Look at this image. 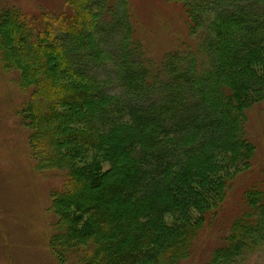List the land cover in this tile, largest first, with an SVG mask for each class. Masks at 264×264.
<instances>
[{
    "label": "trees",
    "instance_id": "trees-1",
    "mask_svg": "<svg viewBox=\"0 0 264 264\" xmlns=\"http://www.w3.org/2000/svg\"><path fill=\"white\" fill-rule=\"evenodd\" d=\"M170 1L199 39L158 59L131 0L0 13L14 42L2 48L6 68L34 86L23 109L34 157L66 172L52 192L60 259L177 264L254 166L248 122L264 100V0ZM241 199L203 264H245L264 248V182Z\"/></svg>",
    "mask_w": 264,
    "mask_h": 264
},
{
    "label": "rangeland",
    "instance_id": "rangeland-1",
    "mask_svg": "<svg viewBox=\"0 0 264 264\" xmlns=\"http://www.w3.org/2000/svg\"><path fill=\"white\" fill-rule=\"evenodd\" d=\"M65 1L0 0V13L18 9L40 17L45 11H67ZM131 2L140 22L138 34L156 59L169 50L198 43L199 36L187 31L181 4L170 0ZM10 26L6 22L0 29V264H81L71 256L60 259L50 243L59 219L52 192L63 189L66 172L60 168L42 169L34 157L29 143L32 130L23 111L34 86L25 83L18 67L6 68L2 48L14 46ZM248 130L257 145L254 166L235 180L222 213L197 238L192 255L177 264H203L208 260L212 248L240 212L244 190L264 182V100L250 111ZM92 152L91 157L95 154ZM245 264H264V248L248 256Z\"/></svg>",
    "mask_w": 264,
    "mask_h": 264
}]
</instances>
